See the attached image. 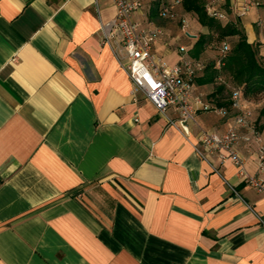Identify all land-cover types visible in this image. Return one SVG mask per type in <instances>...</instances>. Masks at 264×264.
Masks as SVG:
<instances>
[{
    "label": "crops",
    "instance_id": "0c3cea01",
    "mask_svg": "<svg viewBox=\"0 0 264 264\" xmlns=\"http://www.w3.org/2000/svg\"><path fill=\"white\" fill-rule=\"evenodd\" d=\"M254 1L243 12L244 0H223L221 22L264 48ZM189 13L143 0L134 17L163 27L156 56L176 64L185 45L203 64L194 93L211 101L217 59L194 55L209 32L197 17L183 37ZM114 15L113 0H0V264H264V192L195 150L201 129L222 133L234 114L199 110L189 135L170 124L179 112L134 93L104 41ZM257 147L238 144L246 172L264 178Z\"/></svg>",
    "mask_w": 264,
    "mask_h": 264
},
{
    "label": "built area",
    "instance_id": "2783aa9c",
    "mask_svg": "<svg viewBox=\"0 0 264 264\" xmlns=\"http://www.w3.org/2000/svg\"><path fill=\"white\" fill-rule=\"evenodd\" d=\"M223 0H211L206 6L209 15L225 20L228 14L219 8ZM98 4V0H95ZM115 15L107 22H102L104 41L109 43L118 61L125 66L133 83L134 93L143 92L159 108L162 113L170 107L179 112L178 119H170L172 125L178 126L183 133L189 135L191 123H197L199 110L215 112L225 116L234 114V126L219 133L201 129L196 152L205 160L218 158L221 162H232L239 168L243 181L264 192V178L246 172L245 158L238 148L240 141L258 144L257 155L260 168L264 170V138L253 121V111L243 98V88H233L229 97V107L218 106L206 99L202 94L194 93V81L203 64L188 55L185 45H180L181 59L176 64H169L153 53L154 44L163 36V27L149 22L143 24L134 16L143 6V0H113ZM174 5H181L182 0H173ZM259 2L244 0L243 12ZM163 12L175 16V11L165 4ZM186 26V19H182ZM227 40L222 42L221 56L217 58V68L221 69L224 58L229 51ZM221 76H219V79ZM137 120V118H136ZM238 127L245 129L241 132ZM261 221H263L261 219Z\"/></svg>",
    "mask_w": 264,
    "mask_h": 264
},
{
    "label": "trees",
    "instance_id": "16d2710c",
    "mask_svg": "<svg viewBox=\"0 0 264 264\" xmlns=\"http://www.w3.org/2000/svg\"><path fill=\"white\" fill-rule=\"evenodd\" d=\"M167 2L157 1L155 7L159 9V13L163 11ZM182 6L186 12L194 13L198 21L208 27L209 32L200 34L194 45V55L197 57L212 41L216 34L217 39L224 41L227 36H238V40L232 46L224 58V64L221 69L227 70L232 76L235 83L242 84L244 94L254 97L264 94V63L259 58V44L250 43L246 33L238 25L234 23L222 24L220 19L209 15L206 10L204 0H182ZM210 75L214 78L218 76L216 70V62L210 64ZM220 70V69H219ZM225 90V85H218L217 90L212 93L213 100L216 105L229 107L230 101L223 98L221 94ZM211 100V101H213Z\"/></svg>",
    "mask_w": 264,
    "mask_h": 264
},
{
    "label": "rangeland",
    "instance_id": "374dc122",
    "mask_svg": "<svg viewBox=\"0 0 264 264\" xmlns=\"http://www.w3.org/2000/svg\"><path fill=\"white\" fill-rule=\"evenodd\" d=\"M196 15L194 13H189L186 18H187V26L188 27H184L183 23H176L177 27L179 29L182 30V32H184V36L185 39L189 38V32L192 31L193 29H195L194 31L198 33V29H200V26L197 24V20H196ZM194 26V27H193ZM208 28V27H206ZM209 30V29H208ZM239 37L236 38H231V36H227L224 39L228 41L229 45H230V50L232 48V46L235 44V40H238ZM222 40L221 39H217V35L215 34L213 36L212 41L207 45L206 49V54H207V60L208 61H213V59H217L218 57L221 56V48H222ZM259 58L260 61L262 63H264V48L259 46ZM203 50V51H204ZM209 62V63H210ZM218 70V82L219 84L225 85V90L222 93V96L224 97H230L231 92L233 90V88L236 87H242V84H238L235 83L232 80V76L227 72V70L224 69H216ZM219 76H221V78L219 79ZM243 98L244 100L249 104L250 108L252 111H256V122L255 125L257 127V129L261 132H264V94H259L257 96L254 97H249L246 94H244V88H243ZM264 138V136H263Z\"/></svg>",
    "mask_w": 264,
    "mask_h": 264
}]
</instances>
